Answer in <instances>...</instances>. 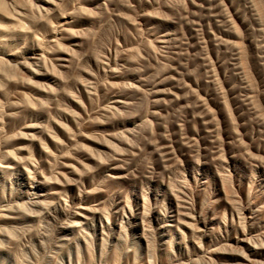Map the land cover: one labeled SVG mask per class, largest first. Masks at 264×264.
<instances>
[{"label": "rangeland", "instance_id": "rangeland-1", "mask_svg": "<svg viewBox=\"0 0 264 264\" xmlns=\"http://www.w3.org/2000/svg\"><path fill=\"white\" fill-rule=\"evenodd\" d=\"M0 264H264V0H0Z\"/></svg>", "mask_w": 264, "mask_h": 264}]
</instances>
